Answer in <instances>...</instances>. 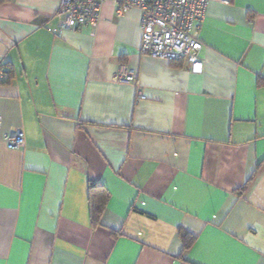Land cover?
<instances>
[{
    "label": "crops",
    "instance_id": "1",
    "mask_svg": "<svg viewBox=\"0 0 264 264\" xmlns=\"http://www.w3.org/2000/svg\"><path fill=\"white\" fill-rule=\"evenodd\" d=\"M206 1L199 73L140 52L137 9L0 1V264H264V0Z\"/></svg>",
    "mask_w": 264,
    "mask_h": 264
},
{
    "label": "built area",
    "instance_id": "2",
    "mask_svg": "<svg viewBox=\"0 0 264 264\" xmlns=\"http://www.w3.org/2000/svg\"><path fill=\"white\" fill-rule=\"evenodd\" d=\"M106 2L113 5L117 16L130 9L139 11V50L142 54L167 61L185 60L192 72L201 71L199 50L202 44L191 31L198 28L204 18L206 0H59L53 15L58 31L74 30L86 24L93 25L99 20L101 5ZM136 77L134 69L122 68L113 75V80L132 82ZM7 78L8 68L4 57H0V83ZM137 94L138 98H145L140 91ZM0 138L9 147L18 148L24 145L20 130L0 133Z\"/></svg>",
    "mask_w": 264,
    "mask_h": 264
},
{
    "label": "trees",
    "instance_id": "3",
    "mask_svg": "<svg viewBox=\"0 0 264 264\" xmlns=\"http://www.w3.org/2000/svg\"><path fill=\"white\" fill-rule=\"evenodd\" d=\"M88 191H89L90 219L92 226H96L100 224L99 218L107 202L108 192L106 191L105 187L93 181L88 182ZM179 235L182 239L184 249L189 248L195 239L194 236H192L189 232L183 229L179 230Z\"/></svg>",
    "mask_w": 264,
    "mask_h": 264
}]
</instances>
